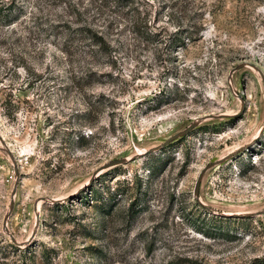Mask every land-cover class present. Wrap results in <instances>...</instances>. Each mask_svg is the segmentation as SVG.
Returning <instances> with one entry per match:
<instances>
[{
  "label": "rangeland",
  "instance_id": "rangeland-1",
  "mask_svg": "<svg viewBox=\"0 0 264 264\" xmlns=\"http://www.w3.org/2000/svg\"><path fill=\"white\" fill-rule=\"evenodd\" d=\"M10 3L0 264H264V0Z\"/></svg>",
  "mask_w": 264,
  "mask_h": 264
},
{
  "label": "trees",
  "instance_id": "trees-1",
  "mask_svg": "<svg viewBox=\"0 0 264 264\" xmlns=\"http://www.w3.org/2000/svg\"><path fill=\"white\" fill-rule=\"evenodd\" d=\"M102 2L105 0H101ZM108 2H120L121 0H107ZM23 15V11L21 10V8H16L14 7V5L12 3L8 4V5H0V22L3 25H10L12 23H14L15 21H17L21 16ZM179 30V29H178ZM179 32L176 31L175 34H178ZM181 42L180 39H175L173 41V44L175 46L181 47L183 45V42Z\"/></svg>",
  "mask_w": 264,
  "mask_h": 264
},
{
  "label": "water",
  "instance_id": "water-1",
  "mask_svg": "<svg viewBox=\"0 0 264 264\" xmlns=\"http://www.w3.org/2000/svg\"><path fill=\"white\" fill-rule=\"evenodd\" d=\"M199 183H200V180H198V182H197V188H198Z\"/></svg>",
  "mask_w": 264,
  "mask_h": 264
}]
</instances>
